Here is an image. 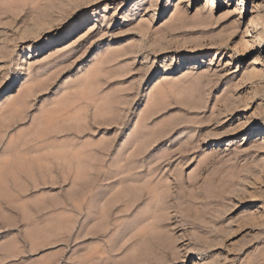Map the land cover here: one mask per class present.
Instances as JSON below:
<instances>
[{
  "label": "rangeland",
  "instance_id": "1",
  "mask_svg": "<svg viewBox=\"0 0 264 264\" xmlns=\"http://www.w3.org/2000/svg\"><path fill=\"white\" fill-rule=\"evenodd\" d=\"M1 94L0 264H264V0H0Z\"/></svg>",
  "mask_w": 264,
  "mask_h": 264
},
{
  "label": "bare ground",
  "instance_id": "2",
  "mask_svg": "<svg viewBox=\"0 0 264 264\" xmlns=\"http://www.w3.org/2000/svg\"><path fill=\"white\" fill-rule=\"evenodd\" d=\"M211 2V1H210ZM212 3H210V5H211ZM85 16V15H84ZM82 17H83V15H81L80 16V18L82 19ZM249 22L251 23V24H254V20L253 19H250L249 20ZM58 24H60V23H58ZM50 27V26H49ZM54 30V29H53ZM185 44L187 45V46H192V45H194L195 44V39L193 40V39H187L186 41H185ZM36 47L35 46H33V47H30V50H34ZM21 59H22V56H19L18 57V59L16 60V63L17 62H19L20 63V61H21ZM179 66V68H178V70H180V68L182 67L181 66V64H179L178 65ZM176 66H174V67H171V68H168L169 70H173L174 68H175ZM166 71V70H165ZM165 71L163 70V73H165ZM160 72V71H159ZM167 72V71H166ZM170 71H168V73H169ZM162 72L161 73H155V75L153 74L152 75V73L149 75V76H152V78H151V80L152 79H154V77L156 76V78H158V77H160V75H162L163 74ZM22 77H23V75H22V71L21 70H19L18 72H16L15 74H13V75H11L8 79H11V81L8 83V86L10 85V84H12L13 83V81H15V80H17V79H19V81L22 79ZM1 96H3L2 94L0 95V97ZM244 110V107H242V105L240 106V105H237V106H235L234 108H233V110H232V113L234 112V113H237V112H241V111H243ZM99 229V228H98ZM94 231V230H93ZM98 231V230H97ZM87 233V232H86ZM123 246H124V244H122ZM103 246H104V244H103ZM102 246V247H103ZM109 246V245H108ZM105 247V246H104ZM112 247V246H111ZM113 248V247H112ZM116 248V247H115ZM120 248V247H119ZM102 249V248H101ZM111 249V248H110ZM105 250V252H106V249H103L102 251H101V253L100 254H103L104 251ZM114 250V249H113ZM116 250V249H115ZM118 250V249H117ZM107 251H109V249L107 250ZM111 251H112V249H111ZM109 253H110V251H109ZM110 255V254H109ZM107 256V255H106ZM103 257V256H102ZM110 257V256H109ZM106 259V258H105Z\"/></svg>",
  "mask_w": 264,
  "mask_h": 264
}]
</instances>
